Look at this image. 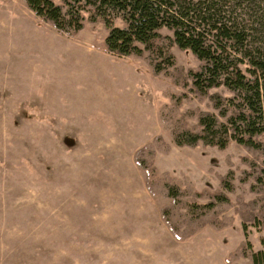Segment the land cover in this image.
Returning <instances> with one entry per match:
<instances>
[{
    "label": "rangeland",
    "instance_id": "1",
    "mask_svg": "<svg viewBox=\"0 0 264 264\" xmlns=\"http://www.w3.org/2000/svg\"><path fill=\"white\" fill-rule=\"evenodd\" d=\"M226 1L264 47V0ZM105 36L86 24L68 38L22 0H0V264H251L264 252V136L252 151L174 145L172 129L197 131L198 113L217 114L212 98L229 93L194 89L188 72L200 63L189 51L171 47L176 86L169 75L152 77L145 60L109 55ZM157 135L173 151L154 166L181 181L180 202L206 204L195 194L220 191L229 201L199 212L234 217L238 202L257 199L256 221L244 228L235 216L222 231L206 226L176 240L159 214L170 200L152 197L133 163ZM177 225L184 232L188 221Z\"/></svg>",
    "mask_w": 264,
    "mask_h": 264
},
{
    "label": "trees",
    "instance_id": "2",
    "mask_svg": "<svg viewBox=\"0 0 264 264\" xmlns=\"http://www.w3.org/2000/svg\"><path fill=\"white\" fill-rule=\"evenodd\" d=\"M43 23L51 25L68 38L84 30L86 24L100 25L105 30L106 52L117 58L134 57L147 62L151 76L169 75L178 86L180 80L169 74L175 67L171 47L189 51L200 63L188 78L197 92L206 94L214 88H224L229 97L212 98L217 114L199 112L197 131L172 129L174 145L205 147L225 150L230 142L248 150L257 148L255 137L264 136V47L250 41L245 26L236 22L233 10L226 0H22ZM255 0H244L249 8ZM241 7V0H231ZM234 7V8H236ZM168 31L169 35L161 31ZM166 109L162 106L161 110ZM224 118L225 121H221ZM160 121L164 118L160 115ZM164 124V123H163ZM172 124V122H171ZM175 130V131H173ZM171 144L162 136H155L147 145L135 151L134 165L144 173V186L152 197H162L170 203L159 209L161 221L178 241L192 238L209 226L219 232L230 227L235 216L243 227L256 221L257 199L236 204L234 217L220 213L207 216L199 212L213 207L212 199L227 203L223 192L195 194L207 198L206 204L195 201L180 202L185 192L181 181L169 172L160 173L154 163L157 154H169ZM231 172L220 178L221 185L229 188ZM186 178V177H185ZM160 186L157 190L155 187ZM222 186V187H223ZM165 192V193H164ZM181 211V212H180ZM188 221L187 229L180 232L177 218ZM244 248L241 243L235 252ZM251 264H263L264 252L253 253Z\"/></svg>",
    "mask_w": 264,
    "mask_h": 264
},
{
    "label": "crops",
    "instance_id": "3",
    "mask_svg": "<svg viewBox=\"0 0 264 264\" xmlns=\"http://www.w3.org/2000/svg\"><path fill=\"white\" fill-rule=\"evenodd\" d=\"M173 151V146L171 145V151L168 155H165V154H158L157 157H156V162L159 161V157H163V156H169L171 154V152Z\"/></svg>",
    "mask_w": 264,
    "mask_h": 264
},
{
    "label": "bare ground",
    "instance_id": "4",
    "mask_svg": "<svg viewBox=\"0 0 264 264\" xmlns=\"http://www.w3.org/2000/svg\"><path fill=\"white\" fill-rule=\"evenodd\" d=\"M4 26H6V25H4ZM14 27H15V26H14ZM2 29H3V28H2ZM5 30H6V29H4L3 31H5ZM5 32H6V31H5ZM5 32H4V33H5ZM24 32H25V31H24ZM1 34H2V33H1ZM21 34H22V33H21Z\"/></svg>",
    "mask_w": 264,
    "mask_h": 264
}]
</instances>
